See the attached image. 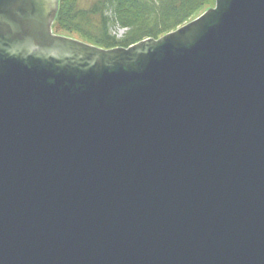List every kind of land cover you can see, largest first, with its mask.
Returning a JSON list of instances; mask_svg holds the SVG:
<instances>
[{
	"label": "water",
	"instance_id": "obj_1",
	"mask_svg": "<svg viewBox=\"0 0 264 264\" xmlns=\"http://www.w3.org/2000/svg\"><path fill=\"white\" fill-rule=\"evenodd\" d=\"M55 2L0 0V264H264V0L110 50Z\"/></svg>",
	"mask_w": 264,
	"mask_h": 264
},
{
	"label": "trees",
	"instance_id": "obj_2",
	"mask_svg": "<svg viewBox=\"0 0 264 264\" xmlns=\"http://www.w3.org/2000/svg\"><path fill=\"white\" fill-rule=\"evenodd\" d=\"M214 0H95L83 8L77 0H60L54 22L56 33L77 35L82 42L110 50L128 48L144 40H158L197 18ZM111 12L125 36L109 32Z\"/></svg>",
	"mask_w": 264,
	"mask_h": 264
},
{
	"label": "rangeland",
	"instance_id": "obj_3",
	"mask_svg": "<svg viewBox=\"0 0 264 264\" xmlns=\"http://www.w3.org/2000/svg\"><path fill=\"white\" fill-rule=\"evenodd\" d=\"M78 1V3H79V5L81 6V7H83V8H89L90 6H91V4L95 1V0H77ZM211 2V4L210 5H213V2L212 1H210ZM214 4H215V0H214ZM213 7H214V5H213ZM212 8V7H211ZM207 11V10H206ZM204 13V12H203ZM202 13V14H203ZM107 14H108V16H109V18L111 19V24H110V27H109V32H110V34L112 35V36H114L117 40H121V39H123V37L125 36V34H126V32L128 31V29L127 28H122L119 24H118V22L115 20V18H114V16L112 15V13L111 12H107ZM201 14V15H202ZM201 15H199V16H201ZM198 16V17H199ZM197 17V18H198ZM196 19V18H195ZM194 19V20H195ZM193 21V20H192ZM191 22V21H190ZM69 37H71V38H74V39H76V40H79V41H81V39L77 36V35H74V36H69Z\"/></svg>",
	"mask_w": 264,
	"mask_h": 264
},
{
	"label": "flooded vegetation",
	"instance_id": "obj_4",
	"mask_svg": "<svg viewBox=\"0 0 264 264\" xmlns=\"http://www.w3.org/2000/svg\"><path fill=\"white\" fill-rule=\"evenodd\" d=\"M59 1H60V0H57V2H55V3H56V8H55V9H56V13H57V9H58ZM49 16L51 17V14H49ZM55 17H56V15H55ZM55 17H54L53 21H52L51 24H50V31H51V34H52V35H55V36L68 37V36H64V35H60V34L56 33V31H55V29H54ZM68 38H71V37H68ZM72 39H74V38H72Z\"/></svg>",
	"mask_w": 264,
	"mask_h": 264
}]
</instances>
